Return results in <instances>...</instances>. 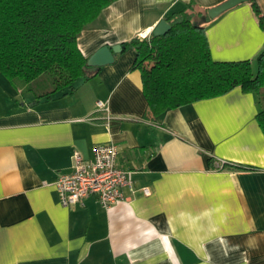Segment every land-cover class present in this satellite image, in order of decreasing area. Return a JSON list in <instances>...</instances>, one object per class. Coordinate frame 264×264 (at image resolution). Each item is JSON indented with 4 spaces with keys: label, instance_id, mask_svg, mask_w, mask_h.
Instances as JSON below:
<instances>
[{
    "label": "crops",
    "instance_id": "1",
    "mask_svg": "<svg viewBox=\"0 0 264 264\" xmlns=\"http://www.w3.org/2000/svg\"><path fill=\"white\" fill-rule=\"evenodd\" d=\"M225 1H114L77 45L86 59L103 45L122 51L50 97L0 73V264H264L258 95L237 87L153 116L129 46L189 6L212 60L255 68L264 0L203 20ZM109 143L118 167L132 172L123 200L109 209L95 196L61 206L53 184L71 172L73 154L91 161L94 146Z\"/></svg>",
    "mask_w": 264,
    "mask_h": 264
},
{
    "label": "trees",
    "instance_id": "2",
    "mask_svg": "<svg viewBox=\"0 0 264 264\" xmlns=\"http://www.w3.org/2000/svg\"><path fill=\"white\" fill-rule=\"evenodd\" d=\"M114 1L0 0V73L19 90L41 83L40 98L96 74L86 71L87 59L77 38ZM252 5L259 15L258 6ZM207 11L202 15L205 21L209 20ZM198 16L188 6L166 18L171 28L165 35L134 38L129 43L136 53L133 68L140 71L151 115L239 87L258 95L257 121L264 132V50L257 56L255 68L249 60H212L204 29L195 21Z\"/></svg>",
    "mask_w": 264,
    "mask_h": 264
},
{
    "label": "built area",
    "instance_id": "3",
    "mask_svg": "<svg viewBox=\"0 0 264 264\" xmlns=\"http://www.w3.org/2000/svg\"><path fill=\"white\" fill-rule=\"evenodd\" d=\"M150 36L151 32H142L137 38L147 40ZM96 107L107 111L103 102H97ZM117 156L118 148L113 143L94 146L91 161L75 152L71 172L59 175L53 184L61 206H74L89 196H95L103 209L122 201V190L131 185L132 172L118 167ZM143 192L148 194L146 189Z\"/></svg>",
    "mask_w": 264,
    "mask_h": 264
},
{
    "label": "water",
    "instance_id": "4",
    "mask_svg": "<svg viewBox=\"0 0 264 264\" xmlns=\"http://www.w3.org/2000/svg\"><path fill=\"white\" fill-rule=\"evenodd\" d=\"M251 0H226L220 5L211 8L207 11V16L209 19H214L221 13L245 2H250ZM171 26L168 22L163 19L160 20L156 26L151 31V35L154 37H159L165 35ZM121 45L117 44L114 46L103 45L98 48L95 52H93L86 61V71L88 72H96L99 68L103 66L110 65L114 62V55L121 52Z\"/></svg>",
    "mask_w": 264,
    "mask_h": 264
},
{
    "label": "rangeland",
    "instance_id": "5",
    "mask_svg": "<svg viewBox=\"0 0 264 264\" xmlns=\"http://www.w3.org/2000/svg\"><path fill=\"white\" fill-rule=\"evenodd\" d=\"M42 78L45 80H49L47 76H43ZM33 87L34 89H37V91H41L43 89V85L41 83H38V85L35 84Z\"/></svg>",
    "mask_w": 264,
    "mask_h": 264
}]
</instances>
